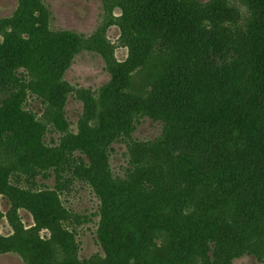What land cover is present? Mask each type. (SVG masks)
Here are the masks:
<instances>
[{
	"label": "trees",
	"instance_id": "1",
	"mask_svg": "<svg viewBox=\"0 0 264 264\" xmlns=\"http://www.w3.org/2000/svg\"><path fill=\"white\" fill-rule=\"evenodd\" d=\"M116 1L129 55L113 66L111 105L102 97L91 110L86 102L77 133L66 119L61 81L62 60L75 43L44 36L31 51L14 25L0 44L2 185L20 190L10 181L20 174L34 187L43 169L56 179L47 194L61 197L76 181L90 186L100 201L97 239L106 257L79 259L75 234L71 246L54 235L35 246L23 231L15 248L40 264H118L121 254L124 264H233L243 254L264 262V0ZM34 33L27 32L31 39ZM30 97L41 101V119L27 109ZM145 117L163 124L151 142L133 139ZM89 129L96 146L82 142ZM49 132L59 136L53 145L46 143ZM117 141L126 143L129 161L115 177ZM36 151L54 161L30 163ZM99 169L102 181L90 176ZM118 201L125 210L114 213L119 221L104 237ZM113 236L127 256L111 247ZM177 243L189 247L181 252Z\"/></svg>",
	"mask_w": 264,
	"mask_h": 264
},
{
	"label": "rangeland",
	"instance_id": "2",
	"mask_svg": "<svg viewBox=\"0 0 264 264\" xmlns=\"http://www.w3.org/2000/svg\"><path fill=\"white\" fill-rule=\"evenodd\" d=\"M199 1L207 4L212 0ZM230 1L237 5V1ZM116 3V0H38L37 2L0 0V44L4 43L6 37L16 32L14 25H18L17 27L21 29V31L18 29V35H22V38L18 37V39L14 36V43H17L19 38L27 41L29 44L26 47L31 51L36 47V39L44 36L66 35L67 39L75 43V50L66 59L60 58L65 63L61 81L66 85L65 88H68L65 115L74 133L78 131V123L84 114L86 102L91 110L94 109L95 103L100 105L102 97L106 105H111L108 103V88L112 86L113 66L124 62L129 55V48L125 45L119 27V23H122L119 20L122 11ZM34 6L39 10H34L31 17ZM241 10L245 13L244 9ZM34 29L37 33L35 32L36 35L31 39L27 32L34 33ZM62 61L58 65H61ZM27 109L34 112L39 119L42 118L43 105L39 99L30 97ZM152 113L157 117L161 115L153 110ZM92 114L93 112H89L87 116L90 117ZM90 125L92 126L93 122ZM83 127L84 124L81 123V128ZM49 131L54 130L50 128ZM162 132L161 121L145 117L139 120L133 139L151 142L160 137ZM58 138L57 134L49 132L46 143L53 145L58 142ZM82 142L90 146L98 145L97 136L91 129L85 133ZM112 148L111 169L115 177L122 176L128 168L127 145L125 142L117 141ZM1 157L0 155V264H40L38 260L26 259L15 248L19 245V236L24 235L23 231L30 232L27 236L35 238V246L39 242L49 241L54 235L68 246L73 245L75 241L74 244L79 246V259L92 260L95 257L105 259L106 256L97 239L100 220L97 214L100 201L90 186L76 181L69 190H65L64 194L61 193V197L47 194L45 189L52 190L56 185V179L54 175L48 178L51 172L40 169L34 187L31 186L33 182L30 184L25 182L27 178L25 175L24 178L19 174V179L12 177L10 181L12 186L20 190H11L2 185L5 167ZM33 160L35 162L30 163L36 166L40 163L48 165L54 161L49 154L40 151L34 153ZM90 176L98 181L103 179L100 169L91 172ZM108 186L109 184L106 188H109ZM106 193L108 195V192ZM64 208L79 218L87 216L88 222L83 220L79 223L72 214L71 217L66 214ZM118 210H125L123 203L119 201L108 212L109 221L106 219L102 228L104 237L116 228L119 219L114 213H118ZM137 221L140 222L138 218ZM148 241L149 239L144 236L143 243L146 244ZM119 242L120 239L113 236L111 247L127 256L124 245L122 244V248ZM28 243L31 247L34 246V242L28 241ZM176 245L181 252L189 247V243ZM122 256L121 254L116 260L118 264L125 263L120 261ZM233 264H264V262L259 261L255 256L243 254L236 258Z\"/></svg>",
	"mask_w": 264,
	"mask_h": 264
}]
</instances>
